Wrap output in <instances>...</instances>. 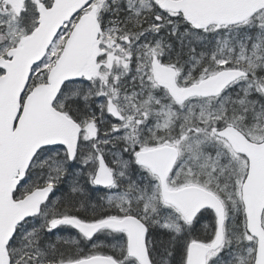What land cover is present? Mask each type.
<instances>
[{"label":"snow or ice","instance_id":"obj_1","mask_svg":"<svg viewBox=\"0 0 264 264\" xmlns=\"http://www.w3.org/2000/svg\"><path fill=\"white\" fill-rule=\"evenodd\" d=\"M0 264H264V0H0Z\"/></svg>","mask_w":264,"mask_h":264},{"label":"flooded vegetation","instance_id":"obj_2","mask_svg":"<svg viewBox=\"0 0 264 264\" xmlns=\"http://www.w3.org/2000/svg\"><path fill=\"white\" fill-rule=\"evenodd\" d=\"M64 231H66V232H70V231H72V230H64ZM100 239H104L103 237H101Z\"/></svg>","mask_w":264,"mask_h":264}]
</instances>
